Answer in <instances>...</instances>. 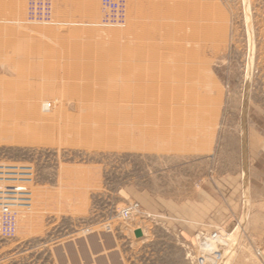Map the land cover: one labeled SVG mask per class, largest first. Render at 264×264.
Here are the masks:
<instances>
[{"label": "rangeland", "instance_id": "rangeland-1", "mask_svg": "<svg viewBox=\"0 0 264 264\" xmlns=\"http://www.w3.org/2000/svg\"><path fill=\"white\" fill-rule=\"evenodd\" d=\"M102 1L52 0L36 23L0 0V189L32 194L0 264H264L243 182L264 0H115L118 25ZM200 232L219 235L205 262Z\"/></svg>", "mask_w": 264, "mask_h": 264}, {"label": "built area", "instance_id": "built-area-1", "mask_svg": "<svg viewBox=\"0 0 264 264\" xmlns=\"http://www.w3.org/2000/svg\"><path fill=\"white\" fill-rule=\"evenodd\" d=\"M28 9H29V20L31 22L41 23V22H49L52 21V0H28ZM103 10L106 11V15L104 21L106 24L118 25L123 23L126 18V5L122 1L115 0H103L102 1ZM2 177V176H1ZM6 180L1 178L0 181ZM6 188L5 190L0 189V236L13 238L16 236L18 231V220L20 212L29 211L31 209V191L25 190L23 188L12 187ZM16 194L17 196L26 195L20 198H10L7 194ZM13 200V201H11ZM19 200H22L19 202ZM136 207L128 208L122 211L121 216L123 219H130L134 213H136ZM219 236L217 233L212 234V236H208L204 232H200L198 235V249L201 253L200 259L205 262L207 258H211L208 254L211 251H205V246L209 244L208 238L216 241ZM207 244V245H206ZM213 252V249H212ZM211 252V253H212ZM242 256H246L248 254L247 249H242L240 252ZM260 256V252H258ZM219 259V258H218Z\"/></svg>", "mask_w": 264, "mask_h": 264}, {"label": "crops", "instance_id": "crops-1", "mask_svg": "<svg viewBox=\"0 0 264 264\" xmlns=\"http://www.w3.org/2000/svg\"><path fill=\"white\" fill-rule=\"evenodd\" d=\"M258 142L253 144V137H249L246 129L244 200L245 210L250 220L248 233L253 240V247L260 249L264 260V129H259ZM253 141V142H252ZM140 230L135 228L132 233ZM99 252H95L101 260H106L104 251L109 248L99 242Z\"/></svg>", "mask_w": 264, "mask_h": 264}, {"label": "water", "instance_id": "water-1", "mask_svg": "<svg viewBox=\"0 0 264 264\" xmlns=\"http://www.w3.org/2000/svg\"><path fill=\"white\" fill-rule=\"evenodd\" d=\"M135 236H136V238H142V236H143L142 231L141 230L136 231Z\"/></svg>", "mask_w": 264, "mask_h": 264}, {"label": "bare ground", "instance_id": "bare-ground-1", "mask_svg": "<svg viewBox=\"0 0 264 264\" xmlns=\"http://www.w3.org/2000/svg\"><path fill=\"white\" fill-rule=\"evenodd\" d=\"M142 235H143V233H142Z\"/></svg>", "mask_w": 264, "mask_h": 264}]
</instances>
